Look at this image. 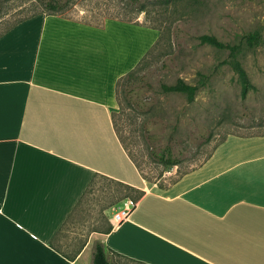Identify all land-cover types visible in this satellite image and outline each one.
Returning a JSON list of instances; mask_svg holds the SVG:
<instances>
[{
    "label": "crops",
    "instance_id": "0c3cea01",
    "mask_svg": "<svg viewBox=\"0 0 264 264\" xmlns=\"http://www.w3.org/2000/svg\"><path fill=\"white\" fill-rule=\"evenodd\" d=\"M157 29L40 13L0 36V264H264V135H229L167 187L148 183L114 124L119 79ZM144 192L122 224L67 223L97 177Z\"/></svg>",
    "mask_w": 264,
    "mask_h": 264
},
{
    "label": "rangeland",
    "instance_id": "374dc122",
    "mask_svg": "<svg viewBox=\"0 0 264 264\" xmlns=\"http://www.w3.org/2000/svg\"><path fill=\"white\" fill-rule=\"evenodd\" d=\"M50 4L61 10H51ZM40 13L96 26L118 19L159 30L157 43L130 82L132 100L120 89V111L115 114L120 139L148 183L171 185L201 165L229 135H264V0H0V36ZM254 32L262 39L250 47L246 36ZM205 34L242 45L239 59L255 86L245 99L238 75L226 63L229 51L202 43ZM200 73L208 79L193 102L185 94L162 90V84L179 79L196 83ZM168 151L177 165L156 159L157 153ZM137 196L99 176L66 228L102 229L112 213ZM119 264L138 263L120 259Z\"/></svg>",
    "mask_w": 264,
    "mask_h": 264
},
{
    "label": "trees",
    "instance_id": "16d2710c",
    "mask_svg": "<svg viewBox=\"0 0 264 264\" xmlns=\"http://www.w3.org/2000/svg\"><path fill=\"white\" fill-rule=\"evenodd\" d=\"M50 6H51V10H53V11H60L61 10L60 6H58L56 4L55 5L54 4H52V5L50 4ZM50 14H52V13H50ZM15 26H13V27H15ZM261 39H262V36H261L260 32L250 33L249 35L246 36L247 43H248V45L250 47H254L255 45H257L260 42ZM200 40H201L202 43L209 44V45L214 46V47H216L218 49L228 50L229 51V59L226 61V63L231 65L233 70L235 71V73L238 75L239 80H240V82L242 84V98L245 99L248 96V94L253 89H255V86L252 83V81H251V79H250V77L248 75L247 70L244 68L242 62L239 59V54H240L242 45L241 44H234L233 45V44L225 43V42L219 40L216 36L208 35V34L202 35L200 37ZM148 53L145 55V57L148 55ZM140 64H141V62H140ZM139 65L134 70H132L131 72H129L128 74H126L125 76H123V77H121L119 79V81L117 83V97H118L119 90L122 89V92H123L125 98L129 99V100H132L131 96H132L133 90L129 86H130L131 80L135 77V75L137 73V68L139 67ZM207 79H208V77H207L206 74L200 73L199 80L196 83L191 84V83L186 82L183 79H179L173 85L162 84V90L165 93H181V94H185L188 97V100L190 102H193V101H195L196 96H197L199 90L201 89V87L206 85ZM118 101H119V97H118ZM119 104H120V101H119ZM115 114H117V113H115ZM115 114H114V117H113L114 118V124H115V128L117 130V133H118V135L120 137V134H119L120 132L118 131V128H117V125H116V121H115ZM211 155L209 156V158L211 157ZM209 158H207V159H209ZM156 159L158 161L164 163V164H167V165H177L179 163V161L177 159L173 158V155L169 151L168 152H161V153L159 152V153H157L156 154ZM134 162H135V160H134ZM136 165L138 166L137 163H136ZM138 168L140 170L139 166H138ZM120 184L125 186L127 189L133 191L134 193L138 194V196L136 198H133V199L131 198L132 203L134 205L136 204V202L144 194L143 191H141V190H139L137 188H134L132 186L126 185L124 183H120ZM107 253H108L107 248L103 244L98 243L97 246H96V249H95V253H94V264H112L108 260V254Z\"/></svg>",
    "mask_w": 264,
    "mask_h": 264
},
{
    "label": "built area",
    "instance_id": "2783aa9c",
    "mask_svg": "<svg viewBox=\"0 0 264 264\" xmlns=\"http://www.w3.org/2000/svg\"><path fill=\"white\" fill-rule=\"evenodd\" d=\"M134 205L130 203H126V207L118 213L113 215V218L118 222V224H122L124 221L130 218Z\"/></svg>",
    "mask_w": 264,
    "mask_h": 264
}]
</instances>
